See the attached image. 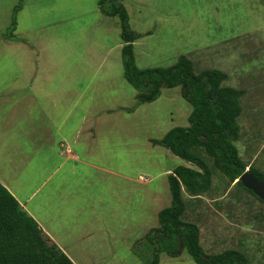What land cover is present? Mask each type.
<instances>
[{
  "label": "rangeland",
  "instance_id": "obj_1",
  "mask_svg": "<svg viewBox=\"0 0 264 264\" xmlns=\"http://www.w3.org/2000/svg\"><path fill=\"white\" fill-rule=\"evenodd\" d=\"M99 1L21 0L11 34L20 0H0V112L11 113L0 116V180L17 199L40 186L25 206L72 263L148 264L158 244L147 235L160 233L157 216L170 201L167 175L192 167L152 140L188 127L191 107L180 86L136 105L118 19ZM117 1L137 35V68H166L184 55L195 71H224L243 91L234 145L264 173V0ZM212 185L183 216L198 227L204 254L238 250L245 264H264V225L248 223L242 208L227 216L229 201ZM159 258L195 264L186 249Z\"/></svg>",
  "mask_w": 264,
  "mask_h": 264
},
{
  "label": "trees",
  "instance_id": "obj_2",
  "mask_svg": "<svg viewBox=\"0 0 264 264\" xmlns=\"http://www.w3.org/2000/svg\"><path fill=\"white\" fill-rule=\"evenodd\" d=\"M21 7L20 0L13 10L11 34ZM99 7L105 15L118 19L123 42L121 54L124 77L136 91V105L152 103L158 99L162 89L180 86L182 98L191 107L188 127L175 128L161 140H152L153 145L167 149L192 167L179 165L171 172L167 171L170 172L167 175L170 201L157 216L159 227L156 229L160 230V236L147 235L150 245L158 244L148 264H159L161 253L174 256L178 250V239L195 264H245V256L238 250H228L213 256L204 254L198 227L183 220L186 203L201 201V196L208 193L215 180L216 189L221 186L222 197L229 201L226 203L227 216L233 210L242 208L241 215L248 210V223L252 217L255 222L260 220V225H264V200L238 181L246 168L259 181L264 180V173L245 164L234 145L242 133L238 118L242 114L243 91L226 84L228 76L224 71H195L193 62L184 55L178 57L175 65L166 68H137L133 54L137 35L130 29L124 6L117 0H100ZM11 37L9 39H13ZM133 110L129 109L128 112ZM253 200L258 201L259 205ZM203 214L208 215V212ZM260 225H252L251 228H261ZM48 240L36 221L0 183V264H74ZM251 262L258 264L256 261Z\"/></svg>",
  "mask_w": 264,
  "mask_h": 264
},
{
  "label": "crops",
  "instance_id": "obj_3",
  "mask_svg": "<svg viewBox=\"0 0 264 264\" xmlns=\"http://www.w3.org/2000/svg\"><path fill=\"white\" fill-rule=\"evenodd\" d=\"M4 114V112H0V116H2ZM11 113L9 114H5L4 116H2V119H4L5 117H8L10 116ZM1 119V120H2ZM66 159L69 160V161H72V162H77L79 160V158L77 157V153H73L71 151H69V149L66 150ZM0 183L2 184L1 180H0ZM3 185V184H2ZM40 186H37L36 189L33 191V193L27 198V199H22L20 197V199H17L16 197V200L19 202V204L21 205V207L28 212V214L35 220V214L33 212H30V210H28V208L25 206L26 203L28 201H30L32 199V197L34 196V194L36 193V191H38V188ZM20 189L22 190V187H20ZM10 192V191H9ZM11 194H13L12 192H10ZM36 221V220H35ZM37 225L38 227L42 230V232L44 233V235L52 242L54 240V236L52 233L50 232H47L46 228H45V225L44 223L42 222H37Z\"/></svg>",
  "mask_w": 264,
  "mask_h": 264
},
{
  "label": "water",
  "instance_id": "obj_4",
  "mask_svg": "<svg viewBox=\"0 0 264 264\" xmlns=\"http://www.w3.org/2000/svg\"><path fill=\"white\" fill-rule=\"evenodd\" d=\"M238 181L244 188L251 191L255 196L264 200V180L259 181L253 174L245 171L240 175ZM178 246L181 249V241L178 239Z\"/></svg>",
  "mask_w": 264,
  "mask_h": 264
},
{
  "label": "clouds",
  "instance_id": "obj_5",
  "mask_svg": "<svg viewBox=\"0 0 264 264\" xmlns=\"http://www.w3.org/2000/svg\"><path fill=\"white\" fill-rule=\"evenodd\" d=\"M246 171L248 172V168H246ZM181 250H182V244H181V249H179V246H178V250H177V252H175L176 253L175 255H179V253L181 252Z\"/></svg>",
  "mask_w": 264,
  "mask_h": 264
}]
</instances>
